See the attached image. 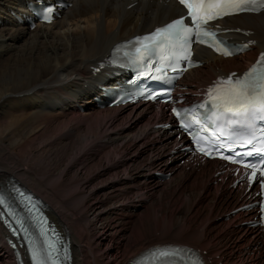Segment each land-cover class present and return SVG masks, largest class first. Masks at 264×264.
<instances>
[{
	"label": "bare ground",
	"instance_id": "obj_1",
	"mask_svg": "<svg viewBox=\"0 0 264 264\" xmlns=\"http://www.w3.org/2000/svg\"><path fill=\"white\" fill-rule=\"evenodd\" d=\"M26 1L31 0H0V20L3 21L0 25V187L5 186L12 178L35 194L42 195L52 221L70 239L73 264H87L92 252L91 245L95 243L94 236L90 238L83 233L78 226L80 223L77 224L79 217L76 219L69 209L70 203L74 206L80 204L74 203V198L66 200L72 194L69 185H66L67 192L64 195L59 191L64 190V185L54 189L43 188L41 185L45 174L37 177L38 174L23 161L26 154V158H31V150H28L38 140L47 142L49 138L71 129L74 125L79 127L85 124L84 130L82 125L81 130L76 128L80 133H86L87 146L86 143L84 145L87 150H93V145L100 147L106 140L110 144L115 141V136L123 140V151L135 148L132 156L117 162L113 169L124 172L125 177H122L120 188L141 192L142 195L146 193V198L143 196L139 199L141 201L136 198L134 206L127 202L120 203L122 208L120 205H112V215L126 221L132 216L133 208L143 206L144 201L151 200L147 195L154 196L163 188L161 186L167 184L157 174L170 175L171 182L176 177L183 180L185 173L184 179H189V186L185 189L191 194L189 197L193 207L200 199L206 201L210 196L214 198L207 216L201 222L196 223L194 216L191 218L194 223L191 224V220L184 216L187 222L171 226L175 227L172 237L177 241L173 239L162 242L159 239L147 246L141 244L131 258L149 247L170 244L200 248L203 251L210 248V254L209 250L206 252L213 256L219 254L218 246L230 240L229 247L224 246L227 247L225 253H229L226 257L219 256V263L227 264L231 259L238 264L259 263L264 248L260 230H251L247 225H242L250 219L249 214H226L245 203L253 202V192L245 194L240 186H226L223 182L226 174L216 177L220 166L215 161L196 166L191 157L180 150L181 141L174 139L173 131L154 128V125L168 120L164 112L159 115L151 105L101 110L93 102V97L98 93L93 95L92 92L101 77V74H95L93 70L108 55L113 45L182 14L180 7L172 0H70L72 6L61 13L60 19L49 26H37L34 30H29L25 26L17 25L11 15ZM224 25L226 29H239L250 34L227 33L226 37L233 38V41L250 40L255 43V47L243 56L226 60L206 50L197 51V59L203 66L187 75L183 83L185 92L194 93L198 87L209 85L216 77L228 72H241L249 66L259 51L264 50V14L234 17L226 20ZM80 108L82 111H79ZM73 116L78 119L73 120ZM121 121L124 125L120 127ZM76 128L72 130H77ZM134 131H138L136 139L131 137ZM100 139L103 141L99 143ZM73 146L78 145L68 147L70 149ZM63 149L62 154L65 150ZM89 153V158H92L94 153ZM166 155L169 159H163ZM135 161L142 162L137 170L131 167ZM218 179L222 180L220 184L216 183ZM44 184L47 185L46 182ZM182 193L184 194L181 196L187 198V193ZM90 202L88 207L90 206L92 216L96 219L102 218L105 210L103 203H93L92 200ZM179 203V206L182 205L183 199ZM216 207H219V216L221 213L225 215L219 220L216 219V222L213 218L212 223L217 225L213 224V227L226 225L229 228L227 234L225 232L210 237L207 223ZM81 212L80 209L76 214ZM124 224L125 222L122 225ZM104 229L107 231L109 227ZM107 234L108 232H104L108 236L106 242L97 243L104 254L105 251L110 253L113 249L109 246L110 237ZM6 237L7 233L0 225V264H8L9 260L14 264V257H11V251L5 244ZM114 261L116 256H104L102 264H111Z\"/></svg>",
	"mask_w": 264,
	"mask_h": 264
},
{
	"label": "rangeland",
	"instance_id": "obj_2",
	"mask_svg": "<svg viewBox=\"0 0 264 264\" xmlns=\"http://www.w3.org/2000/svg\"><path fill=\"white\" fill-rule=\"evenodd\" d=\"M72 119L76 120L78 118L72 117ZM119 123H120L119 124L120 127L124 125L123 121ZM81 125L79 127H77L78 125H74L72 128L77 127L81 130L84 127L82 129L84 130L86 125L85 124L82 125L83 127ZM72 128L69 130H64V132L62 131L58 135L56 134L52 138H49L47 142H45L42 139L32 144L30 149L28 150V151L31 150L30 151L32 155L31 158H26L28 155L26 154L24 157L25 160L23 161L24 164L27 163L28 166H31L34 172L38 174L37 177H40L39 174L42 173L45 174L41 185L43 186V188L51 189L53 187L54 189V188L62 187V185H64V190L59 189L60 194L63 193L62 195H64L67 192V188L65 187L66 185L67 186L69 185L68 187L69 189L72 190V194L66 197V200H70L74 198L75 199L74 203L75 202L78 204L80 203L79 205L75 204V206L72 203H70L69 209L73 214H75L76 219L77 217L80 218L77 219V224L80 223L78 224V226L79 228L82 229L83 233H85L90 238L94 236L93 241L95 243L93 242L94 244L91 245L92 252L90 253L89 259L87 260V264H102L103 257L106 254L108 256L110 255L107 253V251H105V254L102 253L98 248L99 246L97 243L99 242L96 237L97 233L94 234L95 228L98 229V226L100 225L98 223L104 225L105 228L109 227L107 235H109L110 239H111L110 235L112 234L111 232L113 230H117L116 233L118 234L119 237L113 238L112 240L113 244L110 242L109 246L114 249L121 247L122 250L120 249L121 250L120 259L123 261L125 259L129 260V258H131V256L137 251V249L141 246V244L143 246H147L149 244L157 242V240L159 239L162 242H168L169 240H173L174 237H172V233L174 232L175 227H171V226L175 225L176 223H179V225H183L185 222H187L186 220H184V216L190 220L192 217L196 216L195 217L196 223H199L201 222V220L205 219L204 217L207 216L210 205L213 202L214 198L213 196H210L209 199H207L206 201H204L203 199L199 200V198H197L199 201L197 205L193 207L192 203H190V197H189L191 194H188L185 189L186 186H189V179L186 180L184 179L185 173H183L182 176L183 180H180L179 177L173 178V181L171 182L168 181L166 185L164 184L165 186H161L163 188H161V190H159L154 196L147 195V198L149 199L152 198V199L149 200V202L145 203L142 207H137L134 215H132L126 221L122 220L120 217H117V215H112L113 211H111L110 208L119 205L122 208L123 206L118 202L123 201L133 204L136 198L138 199V201H141L139 199L142 198L143 196H145L144 198H146V193L142 195L141 192H135L131 190H129L128 193H126L124 196H119V194L122 191L121 189L123 188V187L120 188V182H122L125 175L124 172L121 171V169L118 170L113 169V166L117 162H121L123 161L122 159L125 160L130 156H132V153H134L135 148L132 147L126 151L125 150L123 151L124 149L123 140L118 139V137L115 136L114 142L109 144L110 142L109 140H106L104 142L103 140L100 139L99 143L100 141H103L101 145H99L100 147H98L97 145H93V150H87L86 147L87 141L85 138L86 133L81 132L82 133L81 134L79 132L80 131L79 129L76 128L77 130L75 129L72 130ZM140 131L141 129L139 130V132ZM137 132L138 131L136 132L134 131V134L131 137L136 139L138 137ZM81 136L83 137L81 138ZM78 140L79 141L81 140V142H79ZM85 143L86 146L84 145ZM73 144H77L78 146L77 147L73 146L74 148L70 147L69 149L68 146H72ZM62 148L65 149V150L63 149L64 154L61 153ZM89 151H92L94 153L92 158H89L88 156ZM76 158L77 159L82 158V159L77 160ZM167 158H168L167 155L164 156V159ZM33 161L36 162L34 163ZM135 162L131 164V167H134L132 169L137 170V167L139 168L141 167L142 162L141 161H137L136 163ZM131 167L129 166V169H131ZM82 169L83 171L81 172L80 170ZM187 170L188 169H186V171ZM59 174H61V177H59ZM45 182L47 183V185L44 184ZM94 189H97V191L94 192ZM183 191L187 193L186 194L187 198H185V196L182 197L183 196L182 194H184L182 193ZM197 193L198 190L195 191V194ZM182 199L184 203L179 206L178 205L180 204L179 201H181ZM91 200L93 201V203H95V201L103 203L105 210L102 218L96 219V217L92 216L91 212L89 211L90 206L88 207V204ZM76 206L79 207V210ZM80 209L82 210V212L80 214H76L80 211ZM218 210L219 207L214 208V212L211 215L212 217L210 219L211 222L209 220L207 223V225H209L210 227L208 232V236L210 237L216 236L220 233L225 234V232L227 234V230L229 228V227L226 228V225L215 227L217 225L212 223L213 218H215L214 222H216V219L219 220L221 218L217 213ZM123 222H125L124 225H122ZM190 222L191 224L194 223L193 220H191ZM213 224L215 225L214 227ZM112 227L113 229H110ZM123 232H124L123 235L124 237L121 236ZM175 240L176 239H174V241ZM118 242H120L119 245ZM230 242L231 241L228 240L225 242V244L218 246L217 252L219 254L218 255L214 254L213 256H211L212 257L211 259L215 262H218L219 256L226 257L229 252L225 253V249L229 247ZM200 243H202V240H200ZM85 244L88 245V243ZM226 245L228 246L224 247ZM209 249L210 248H207L206 251H208ZM208 252L210 254V250ZM117 259L118 257L116 256V261ZM116 261H114L111 264H115ZM236 263L237 262H235L234 259H231L227 264H236ZM8 264H11L10 260L8 261Z\"/></svg>",
	"mask_w": 264,
	"mask_h": 264
},
{
	"label": "snow or ice",
	"instance_id": "obj_3",
	"mask_svg": "<svg viewBox=\"0 0 264 264\" xmlns=\"http://www.w3.org/2000/svg\"><path fill=\"white\" fill-rule=\"evenodd\" d=\"M179 3L187 10L186 13L166 26L157 28L149 36L138 40L141 45L137 49L138 52H148L152 47H160L167 42L178 45L181 56L188 60L189 63H193L189 59L191 56V45L193 43H201L213 48L220 55H234L236 54L234 46L221 39L219 33L209 27L210 22L243 12L264 10V0H179ZM52 11L53 9L51 8L45 11V20L49 19L48 13ZM186 18H190V23H185ZM237 31L239 30L237 29ZM245 34L250 35L249 33ZM242 47L247 48L248 44ZM232 75L235 76V74ZM208 95L216 109L215 115L217 119L224 117L225 122H235L233 118L240 116L246 119L254 116L264 119V53L261 54L257 65L246 73L244 77L236 78L235 80L231 77L221 78L209 89ZM189 111V109H181L179 111L173 109L181 126L185 127L186 130L190 125L185 123L186 117H181V112L187 113ZM228 114H231V116ZM248 142L251 143V140ZM253 148H255L254 144ZM200 150L205 155H209L204 148H200ZM225 158L231 159V157ZM260 162H264V156H261L256 161V163ZM4 203L5 199L3 195H0V205ZM30 251L33 264H64V260L60 259V253H65V260L68 253L64 245H56L51 242H45L40 246L33 243ZM183 251L185 250L181 248L166 246L149 250L147 256L152 258L153 264H169L171 260ZM135 264H142V262L138 258ZM195 264H200V261L197 260Z\"/></svg>",
	"mask_w": 264,
	"mask_h": 264
}]
</instances>
